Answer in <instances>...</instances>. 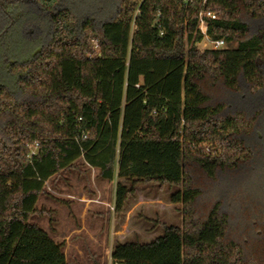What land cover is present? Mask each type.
<instances>
[{
	"label": "trees",
	"instance_id": "trees-1",
	"mask_svg": "<svg viewBox=\"0 0 264 264\" xmlns=\"http://www.w3.org/2000/svg\"><path fill=\"white\" fill-rule=\"evenodd\" d=\"M71 1L34 55L14 65L1 58L11 82L0 83V264H68L64 245L29 220L46 182L81 159L104 180L131 183H116L117 214L140 183L177 187L182 225L118 243L115 262L264 264L258 199L239 201L243 240L231 236L224 201L204 199L220 172L256 157L247 137L259 113H226L223 94L245 97L243 83L264 90V27L253 34L248 22L264 20V0H119L101 25ZM202 9L216 14L208 34L224 40L221 49L197 47Z\"/></svg>",
	"mask_w": 264,
	"mask_h": 264
},
{
	"label": "rangeland",
	"instance_id": "rangeland-1",
	"mask_svg": "<svg viewBox=\"0 0 264 264\" xmlns=\"http://www.w3.org/2000/svg\"><path fill=\"white\" fill-rule=\"evenodd\" d=\"M71 3L77 4L80 12L94 14L97 24L101 25L116 15L119 0H73ZM248 22L253 34L264 27V20ZM90 43L97 51L98 40L94 37ZM6 44L11 47L7 57L18 61L30 58L36 50L29 48L25 42L16 46L8 40ZM197 47L205 49V43L200 41ZM1 55L0 83L7 84L11 80L1 67ZM243 88L245 97L225 91L223 100L229 106L226 113L239 110L247 112L249 116L259 113L256 129L247 137L256 157L249 166L234 174L220 172L218 180L204 197L206 200L219 198L224 201L223 210L231 216V236L242 240L250 235L248 225L243 221L245 212L239 202L243 201V196L258 199L261 207L257 212L261 214L258 216L262 222L261 230L264 229V193L254 192L258 187L264 189V90L258 95L252 93L244 83ZM29 148L28 157H31L36 147ZM119 181L131 187V183L123 179H102L97 169L81 159L75 168L63 171L46 182L36 204L37 210L29 221L64 245L68 264H120L111 255L118 243L150 242L163 234L164 224L182 225L181 204L171 202V195L177 187L160 188L154 184L140 183L134 187L124 212L117 214L114 198L115 186ZM263 232L255 231L254 237L260 240Z\"/></svg>",
	"mask_w": 264,
	"mask_h": 264
},
{
	"label": "flooded vegetation",
	"instance_id": "flooded-vegetation-1",
	"mask_svg": "<svg viewBox=\"0 0 264 264\" xmlns=\"http://www.w3.org/2000/svg\"><path fill=\"white\" fill-rule=\"evenodd\" d=\"M64 1L51 6L47 0H0V53L5 64L18 62L6 56L11 48L6 44L8 40L16 46L27 43L29 48L36 49L32 55L40 49L50 37L60 11L67 9L62 6Z\"/></svg>",
	"mask_w": 264,
	"mask_h": 264
},
{
	"label": "built area",
	"instance_id": "built-area-1",
	"mask_svg": "<svg viewBox=\"0 0 264 264\" xmlns=\"http://www.w3.org/2000/svg\"><path fill=\"white\" fill-rule=\"evenodd\" d=\"M185 5H188L190 3H193L195 0H181ZM205 3L206 0H203ZM207 18L216 19V14L212 11H206L205 9H202L199 13V31L202 34L201 41L205 43V49H221L224 47L225 42L224 40H213L209 37L208 34V21ZM160 28V25L158 26ZM98 46V45H97ZM86 137L85 135L82 136V138ZM34 154V151L32 152V155ZM31 155V156H32Z\"/></svg>",
	"mask_w": 264,
	"mask_h": 264
}]
</instances>
